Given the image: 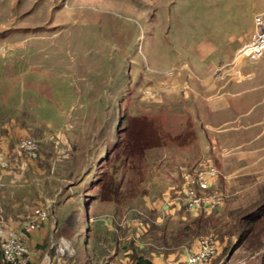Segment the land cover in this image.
I'll return each mask as SVG.
<instances>
[{
  "label": "rangeland",
  "instance_id": "374dc122",
  "mask_svg": "<svg viewBox=\"0 0 264 264\" xmlns=\"http://www.w3.org/2000/svg\"><path fill=\"white\" fill-rule=\"evenodd\" d=\"M255 2L0 0V135L19 129L18 137L34 138L40 147L38 164L0 178V225L10 228L47 209L46 224L34 234L45 240L35 246L51 254L63 239L71 253L86 246L93 258L89 235L101 223L96 220L115 223L132 216L129 210L159 215L178 171L213 162L218 182L212 193L224 201L200 236L218 242L212 264H264V54L239 66L250 73L240 83L204 77L227 92L208 112L197 93L183 98L181 92L184 81L191 87L194 76L203 77L184 62L183 52L196 49L215 64L231 60L253 33L254 13H260ZM183 65L194 76L185 70L166 76ZM141 116L171 138L189 133L191 139L184 145L167 141L135 158V167L124 163L116 177L122 192L129 188L132 194L120 205H101L97 183L112 170L106 153L128 118ZM16 156L23 155L11 153ZM91 165L98 174L92 191L93 178L85 175ZM21 207L23 218L15 217ZM160 217L158 232L185 226ZM178 256L172 261L180 264L184 253Z\"/></svg>",
  "mask_w": 264,
  "mask_h": 264
},
{
  "label": "built area",
  "instance_id": "2783aa9c",
  "mask_svg": "<svg viewBox=\"0 0 264 264\" xmlns=\"http://www.w3.org/2000/svg\"><path fill=\"white\" fill-rule=\"evenodd\" d=\"M264 54V15L258 14L253 17V33L248 41L234 53L231 60L219 63L211 72L213 81L240 83L250 77V73L244 74L239 66L245 61L256 63ZM186 71L188 78L194 76L188 65H183L177 69L166 72L167 77L179 76ZM185 75V76H186ZM187 78V79H188ZM188 81V80H187ZM187 82H183L181 92L185 96L193 93V88ZM161 96L156 97L159 99ZM38 142L33 139H20L16 149L19 154L24 155L32 161L39 157ZM9 168V159L6 153L0 148V173ZM217 177V171L211 163H204L202 166L181 171V182H177L169 187L163 194L166 197L161 206L162 215L170 214L171 209H184L195 215L199 212H213L219 210L223 204V199L217 193H205L210 188ZM221 197V198H220ZM47 210V209H46ZM45 209H36L32 213V218L23 223L21 231L0 225V247L2 259L8 264H33L30 261L29 249L25 243L24 236L40 230L47 222L48 215ZM134 213L129 216L124 214L117 221L116 225L121 228L136 227L142 229L144 222L141 211L130 210ZM114 220V218H111ZM134 237L138 239L137 234ZM62 240L55 245L53 255L46 253L37 264H61V259L69 253ZM64 245V246H62ZM53 249V247L51 248ZM218 252V242L212 236L200 238L191 248H184V256L180 264H212ZM71 253V252H70ZM169 264H179L171 261Z\"/></svg>",
  "mask_w": 264,
  "mask_h": 264
},
{
  "label": "trees",
  "instance_id": "16d2710c",
  "mask_svg": "<svg viewBox=\"0 0 264 264\" xmlns=\"http://www.w3.org/2000/svg\"><path fill=\"white\" fill-rule=\"evenodd\" d=\"M123 130L122 137L112 146L111 150L106 153V156L104 158L106 164L109 163V161H112V164L109 163L112 170L111 172H109V174H106L104 178H100L97 183V186H99L100 188V191H97L99 196L98 200L99 202L104 204L120 205L127 201H124L123 198H127V195H130L133 192V190L127 192L129 188L122 192L121 182L118 181L116 177L117 173H119L124 167L122 166L124 163L130 161L129 166L135 167L133 160L135 158L142 159L147 151L155 148H160L164 146L167 141L176 142L178 143V145H184L183 143L188 142L191 139L189 133H182L171 138L170 135L164 134L160 129H158L153 121L145 116H141V118L129 117L127 120V125L124 126ZM127 133L128 135L125 137ZM39 149L40 147H38V153L40 152ZM211 164H213V162ZM93 169L94 168H92L91 165L88 169V172L85 173V175L91 176V179L93 178L91 183L92 188H89L90 191L95 190V186H93V183L98 177V174L96 172L97 168L95 169V171ZM181 171L182 170L177 172L178 174L176 176V183L181 182ZM217 182L218 180L215 179L212 186L205 190V193L208 194L215 191L214 189L217 185ZM221 208L222 206L219 209ZM146 211L148 212V215L143 212L144 216H141L142 220L144 219V225L142 229H138L132 226H130L131 228H121L111 220L110 221L114 223L113 225L115 226V228H113L112 226V231L107 230L105 227L100 229L101 231L99 235L103 237L102 239H104L107 247H111L116 250L115 252L118 257L117 261H119H115L116 264H159L160 260L164 262H166L167 260H176L178 255V257L182 256V254L184 253V248H186V246H193L198 241V238H200L201 234L209 230L208 227L211 226V216H213L217 212H199L193 215L184 209H171L170 214L162 215L161 213L159 215H156L153 214V211ZM253 215L255 216H253L252 218L254 219V221H256L259 214L255 213ZM160 216H162L163 218L174 217V221L177 220L181 224L184 221L185 226L180 231L176 230L169 234L166 231L158 232L160 230L158 228V222L162 221ZM27 218L31 219L32 214ZM246 220L248 219H245V221ZM97 222H99V220H97ZM252 222L253 220H249L246 223L251 224ZM240 226L242 228L241 221ZM128 230H130L132 234H137L139 243L136 244L132 236H129L127 234ZM120 233H122L123 239L120 238ZM91 237L95 239L93 236ZM120 240H123V247L121 248V250L118 249ZM155 243L161 244V246H165V248H157L155 246ZM98 246L99 248H97ZM101 246L102 245H96L92 250L94 251L93 254L95 253V251H97V255H95L93 258H89L90 255L85 254V250H82L78 251V253L71 259L65 260V257H63L61 259V264H85L86 260L88 262L87 264H102L101 257L103 253L100 249L106 248ZM51 255H53V252H51ZM97 256L99 257L95 259ZM0 264H8L2 259L1 247Z\"/></svg>",
  "mask_w": 264,
  "mask_h": 264
},
{
  "label": "crops",
  "instance_id": "0c3cea01",
  "mask_svg": "<svg viewBox=\"0 0 264 264\" xmlns=\"http://www.w3.org/2000/svg\"><path fill=\"white\" fill-rule=\"evenodd\" d=\"M255 3H256L255 4V6H256L255 9H256L257 12H260V13H257V14L254 13V15H258V14H263L264 15V0H256ZM239 48H237L236 51ZM182 55H184L182 57L184 62H187V63L189 62L190 65L194 68L195 72H197L199 75L203 76L200 79L198 77L194 76V79L197 80L196 82L189 81V83L191 84L192 88H194V90L196 91V92L193 91L194 95H191L190 97L191 98L195 97V94L197 93L196 95L200 96L201 99H203L206 102V104H204L203 108H206L207 112H208L210 107H213V106L216 107L219 104L223 103L225 95L227 94V92L223 93L224 90H225L224 89L225 87L224 88L221 87V86L220 87H216L215 83H211L209 81L204 80L205 76L207 78L209 77V79H211L210 78L211 77V72H212V70L215 68V66L217 64H215L213 62V60H210V58L208 56H202L203 52H199L196 49L193 50L191 53H189L188 51H186V52L184 51ZM182 97L186 98L185 94H183ZM11 124H13V123H10V122L8 123L9 126H12ZM19 131L20 130L18 129L17 130L18 134H16L15 131L13 132L11 129L6 128V130L2 131L3 135H0V148L6 153L8 159H9V168L7 170H5V171L0 173V178H2L3 176H6L7 174H12V175L14 174L15 175L16 171H12V170L16 169V170H20L19 172H21V171H23L25 169V166L27 167V165H28V167L31 168L30 165H33L34 163H37L36 162L37 160L33 161V162H30V160L28 158H26L25 156H22V158H20L19 160H18V156H16V158H11V153L12 152H17V149H16L17 145L16 144H17L18 140L22 139L21 136L18 137V135L20 133ZM32 139H34V138H32ZM19 174H21V173H19ZM71 177H72V175H71ZM100 204L101 205L113 206V207L115 206L113 204H104V203H101V202H100ZM152 207H153L152 209H154V208L157 209L155 206H152ZM22 208L23 207H21L20 209H18V208L14 209V212H12V213L14 214L15 217H21L20 214H22ZM160 209H161V205H160ZM161 213L162 212L160 210V214ZM21 218H23V217H21ZM18 222H17L18 224L15 225V226L9 224L10 228L14 229V230H17V231H21V229L20 230H18V229L20 228V226L22 225V223L24 221L22 220V221H18ZM99 222H101V224L97 228H94L92 230L93 233H92L91 236H93L96 239V240L93 239L94 240V242L92 243L93 244V249L95 248L96 245H102L101 247L106 248V249H100L102 251V253H103V255L101 257L102 264L103 263L104 264H114L113 261L117 260V258H118L116 252L114 251L115 249H113L111 247H107V245L104 242V239H102L103 237L101 235H99V233L101 231L100 229H102L104 227L107 230H111L112 231V229H111L112 226H113V228H115V226L113 225L114 223H112L110 220L109 221L106 220V221H103V222L101 220H99ZM35 233H37V232H34L32 234L24 236L25 243L27 244L28 249H29L30 261L33 264L39 263V261L41 260L42 256L44 254L48 253L47 251L44 253L42 248L35 246L36 244H40V243H42V245H43V242L45 240L44 236H34ZM94 234H95V236H94ZM33 236H34V238H33ZM129 236H132V238L136 242V244L139 243V240L136 239L131 232L129 233ZM37 237H39V239L36 240ZM121 239H123V238H121ZM120 241H122V240H120ZM82 250H85V252H84L85 254L90 255L87 252V247L86 246H84L83 249L80 248L78 251H82ZM70 251H71V248H70ZM70 251H69V253L65 254V256H64L65 260L73 258L74 255H76L78 253V251H77V252H75V254H74V252H72L70 254ZM37 252L39 253V255L36 254ZM117 262H119V261H117Z\"/></svg>",
  "mask_w": 264,
  "mask_h": 264
}]
</instances>
